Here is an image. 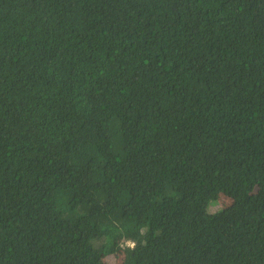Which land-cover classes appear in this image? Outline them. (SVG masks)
Returning a JSON list of instances; mask_svg holds the SVG:
<instances>
[{"label":"trees","instance_id":"trees-1","mask_svg":"<svg viewBox=\"0 0 264 264\" xmlns=\"http://www.w3.org/2000/svg\"><path fill=\"white\" fill-rule=\"evenodd\" d=\"M108 255L264 264V0H0V264Z\"/></svg>","mask_w":264,"mask_h":264},{"label":"rangeland","instance_id":"rangeland-1","mask_svg":"<svg viewBox=\"0 0 264 264\" xmlns=\"http://www.w3.org/2000/svg\"><path fill=\"white\" fill-rule=\"evenodd\" d=\"M217 206H219V203L214 205V207L216 208ZM104 260L106 261V263L108 264H113L116 262L117 257H115L114 255H108L104 258Z\"/></svg>","mask_w":264,"mask_h":264}]
</instances>
